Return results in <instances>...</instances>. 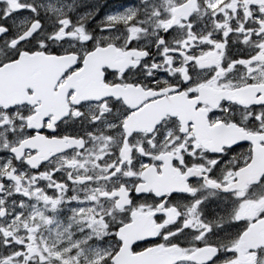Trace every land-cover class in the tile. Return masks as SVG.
I'll return each instance as SVG.
<instances>
[{
    "label": "snow or ice",
    "instance_id": "1",
    "mask_svg": "<svg viewBox=\"0 0 264 264\" xmlns=\"http://www.w3.org/2000/svg\"><path fill=\"white\" fill-rule=\"evenodd\" d=\"M0 264H264V0H0Z\"/></svg>",
    "mask_w": 264,
    "mask_h": 264
}]
</instances>
